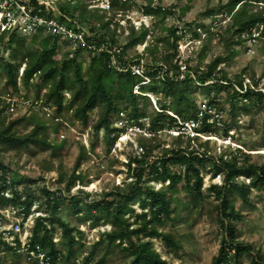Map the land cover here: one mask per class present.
<instances>
[{
  "label": "trees",
  "instance_id": "trees-1",
  "mask_svg": "<svg viewBox=\"0 0 264 264\" xmlns=\"http://www.w3.org/2000/svg\"><path fill=\"white\" fill-rule=\"evenodd\" d=\"M66 1L55 0L56 9L48 0H27L28 7L33 9L31 14L53 18L68 28L82 31L84 45L62 52L60 45L67 46V42L61 43L59 37L43 29H38L31 36L15 32L0 36V48L2 46L3 52L9 56L8 59L0 56V79L3 80L0 97L21 99L19 87L33 91L30 104L36 108L34 103H39L38 108H47L51 112L50 121L56 123L52 128L54 133L58 134L63 126L62 113H70L71 120L89 128L95 140L99 134L102 135L106 152L125 132L124 127L114 126L116 121H125L128 126L136 125L149 134L145 138L154 139L162 132L179 131L186 122L193 120L198 122L196 130L199 135L216 137L218 133L213 131L215 122L212 119L225 110L218 101L221 94H225L230 120L228 125L223 123L225 128L219 134L221 138L232 140L233 135H229L231 124L236 123L235 117L240 113L246 116L252 112L263 113L264 116V87L259 88L253 76L248 78L251 80L249 85L244 84L245 76L242 74L233 80L228 79L218 69L227 57L214 58L205 69L193 71L187 68L185 74L181 73L175 58L176 29L168 30L169 39L156 34L157 20L163 21L174 15L173 6L152 7L149 1L142 10L152 19L151 27H142L139 31L130 28L125 43L121 45L115 38V32L109 30L113 18L103 21L104 9L87 10L81 0ZM106 1L113 14L126 10L127 0ZM258 3H264V0H228L223 6L207 11L205 16H211L213 20V16L219 13L230 15L226 32H231V40L235 38L232 44H241L244 41L242 32H249L260 24L264 27V9H252ZM188 10L189 7L185 6L180 14L184 15ZM151 37L153 46L145 47L142 55L125 60L128 49L143 45ZM194 37H198L195 32ZM172 38L174 41L170 43ZM103 44L108 49L113 46L119 49L116 54L119 65L111 64V55L107 51L97 52ZM159 44H164L171 53H157L155 50ZM88 46H93L94 50ZM82 52L89 57L87 65L80 58ZM143 55L150 57L151 64L145 68L142 66L141 76L132 74L129 66L140 65ZM196 92L205 98L203 109L197 105ZM150 98H154L155 108ZM8 108L9 104L0 100V148H58L47 142V127L33 119L28 121L32 129L17 135L14 129L27 118L16 117L5 124V110ZM171 136L172 143L164 146L157 156L153 153L159 145L138 141L136 155H127L126 162L122 164L126 179L109 191L93 196L81 188L91 183L78 171L87 154L82 145L71 174L66 179L59 175L55 182L57 188L53 191L44 186L35 188L37 180L15 177L0 163V211H12L13 216L20 219L22 228L25 220L38 214L31 217L28 228L29 249L35 250L37 246L51 264H73L77 259L74 247L78 245L79 252L83 249L80 225H87V230L109 227L108 231L98 235L91 250L85 252L81 264H104V255L95 259V252L103 244L107 251L118 248L129 259L127 264H171L167 258L177 257L181 250L180 242L166 231L168 226L177 223L175 194L183 193L186 199L183 206L188 211L200 207L207 196H212L217 202L215 222L222 237L217 255L210 264H243L240 261L242 257H246L247 264H264L263 252L238 241L236 224L240 222L241 215L232 201L236 195L249 205L248 194L251 191L262 193L264 197V163L251 162L250 154L243 153L238 147L228 154L223 152L213 156L209 152L208 139L200 136L187 139L182 134ZM95 149L93 142L89 150L94 152ZM203 175H208L210 180L221 177V183L210 184L204 192ZM156 184L160 187L156 188ZM76 186L79 187L76 193L70 195ZM135 206L138 211H135ZM64 211L66 216L75 218L76 226L63 219ZM7 222L0 213V227ZM55 238L57 241H53ZM153 241L160 243L162 255L154 248ZM16 250L2 241L0 235V255L6 252L22 257Z\"/></svg>",
  "mask_w": 264,
  "mask_h": 264
},
{
  "label": "rangeland",
  "instance_id": "rangeland-1",
  "mask_svg": "<svg viewBox=\"0 0 264 264\" xmlns=\"http://www.w3.org/2000/svg\"><path fill=\"white\" fill-rule=\"evenodd\" d=\"M46 1V0H45ZM55 0H48L53 4ZM65 3L66 0H59ZM151 1V6H161L169 8L173 6L174 15L167 16L163 21L157 20L156 34L162 39H169L168 30L176 29V45H177V64L180 66V71L185 74L187 68L191 70H202L216 57H227V60L220 64V69L228 79L233 80L241 74L245 76L244 84H251L248 78H253L258 82L259 88L264 87V41L258 40L255 43L243 41L241 44H232L235 38H230L231 32H226L228 24H230V15L219 13L212 17L205 16L206 12L210 9H216L223 6L228 0H127L126 10L121 12H110L106 9L105 2H94L92 0H81V3L87 6V10L93 8H104V20L113 18L109 30L115 32V38L118 43L123 45L130 28L134 31H139L142 27L150 28L152 19L145 16L143 13L144 7ZM67 2V1H66ZM55 5V4H53ZM258 5V4H257ZM188 6L189 10L184 15H181V8ZM58 5H55L57 9ZM259 6L253 5V11L257 10ZM102 14V13H101ZM100 14V15H101ZM87 31L86 27H83ZM96 29H99L98 27ZM194 32L198 37H194ZM32 31H26V36H31ZM174 41V38L170 40ZM154 45L153 39L147 38L143 45H137L133 49H128L125 52V60H131L136 55L140 56L144 52L145 47ZM163 45V46H162ZM62 52L68 51L70 48L65 45H60ZM164 48V49H163ZM73 50V49H71ZM157 53L165 51L171 53L164 44H159L155 50ZM0 56L8 59V53L3 52L2 46L0 48ZM81 60L84 65H87L89 57L86 53L80 54ZM189 60L187 63L186 61ZM140 64L145 68L151 64V59L147 55H143ZM23 67V66H22ZM21 67V68H22ZM19 69V75L20 70ZM23 71V70H22ZM21 71V73H22ZM3 80L0 79V91L2 90ZM19 86V84H18ZM21 99H12L10 105H14L13 112L7 114L5 124L14 120L16 117L25 116L27 119L17 126L14 130L17 135L28 133L32 129V124L28 121L34 120L40 122L47 127L46 140L54 148L41 149L36 146H31L28 149L17 148H0V163L9 169V171L18 178H31L36 181L35 188L42 186L53 191L56 187V178L62 175L66 179L72 171L75 160L79 153V147L82 145L87 151L86 157L81 162L78 171L87 176L91 181L87 187H81L84 193L91 196L99 195L102 192L109 191L112 187L120 185L125 179V168L122 166L126 162L127 155H136L138 152V141L142 143H151L159 145L157 150H154L153 155L160 154L164 146L167 147L172 143L171 135H178L176 131L162 132L154 139L145 138L135 132L125 130L124 134L120 135L111 149L106 152L105 142L102 135L99 134L95 140L94 134L89 128L82 127L78 122L71 120L70 113H62L61 118L63 126L60 131L54 133L52 128L56 124L50 121V111L43 108L26 107L25 102H31L34 97L33 91H24L19 87ZM137 92V89L134 90ZM195 98L199 108L203 109L204 96L196 92ZM25 102H24V101ZM219 104H223L224 111L212 119L215 122L213 129L216 137L203 136L202 139H208L209 152L211 155H219L220 153H229L234 147L241 149L243 153L250 154L251 162L264 163V131L263 113L252 112L248 116L240 113L236 119L235 124H231V131L229 135H233L232 140L228 138H221L219 134L222 133L225 125L230 122L227 115L228 106L225 104V94L218 96ZM24 102V103H23ZM150 102L155 108L154 98H150ZM17 105V106H16ZM53 113V112H52ZM93 116V114L91 115ZM94 117V116H93ZM122 121H116L115 127L122 128ZM146 124V121H142ZM209 135V134H208ZM214 135V134H213ZM149 137V136H147ZM197 137V136H196ZM195 137V138H196ZM203 141V140H202ZM96 144L94 152H90L89 148L91 143ZM185 143V142H184ZM60 145V147H59ZM229 147V149L227 148ZM255 149V151H248ZM42 177V178H41ZM41 178V180L39 179ZM39 179V180H38ZM248 181L246 180L245 183ZM221 177H216L213 180L209 179L208 175H203L202 190L205 192L210 184L219 185ZM156 188L160 185L156 184ZM76 186L70 195L75 194ZM207 196V194H206ZM177 199L175 204L178 211L177 223L175 226H168L166 231L180 242L181 250L177 257L167 258L171 264H210L213 257L217 255L220 247V240L222 234L215 222V207L217 202L212 196H207L205 201L200 207L193 210H186L183 206L185 197L183 193H176ZM249 205H246L236 195L232 197L235 210L241 215L240 222L236 224L238 231V241L243 244L251 245L254 249L264 253V197L262 193L251 191L248 194ZM89 200V198H86ZM34 206L31 208V210ZM138 211L137 207H134ZM38 214L31 215L23 223V233L28 230L31 225V217H36ZM67 212L62 213V217L70 225H75V218L66 216ZM8 223L13 224L15 221H20L11 214H7ZM87 225H80L79 229L83 231L81 242L83 249L79 252V246L74 247L75 255L78 260L84 256L85 252L88 253L94 243L98 240V235L103 231H108L109 227L103 226L93 230H87ZM57 241V239H54ZM103 244L95 252V259L104 255V264H127L129 259L124 253H121L118 248H110L108 251ZM154 248L161 253L162 248L158 241H153ZM107 251V252H106ZM106 253V254H105ZM164 257V256H163ZM240 261L247 264L246 257H242ZM0 264H32L29 263L24 257H18L10 253H1Z\"/></svg>",
  "mask_w": 264,
  "mask_h": 264
},
{
  "label": "built area",
  "instance_id": "built-area-1",
  "mask_svg": "<svg viewBox=\"0 0 264 264\" xmlns=\"http://www.w3.org/2000/svg\"><path fill=\"white\" fill-rule=\"evenodd\" d=\"M21 1V2H20ZM107 7V1L103 0ZM101 2V1H100ZM259 8L264 9V3H258ZM100 9H104L100 7ZM33 9L28 7L27 0H0V36L4 33L11 34L15 32L19 35H25L26 31H32L33 33L38 29H43L45 32H50L52 35L59 37L61 43H66L69 48H75L78 45H84V35L80 30H74L72 28H68L64 24L58 23L56 19L53 18H45L37 15L31 14ZM241 38L244 41H249L255 43L258 40L264 41V27L263 25H256L249 32H242ZM72 46V47H71ZM88 49L94 50L93 46H88ZM107 51L111 55V64L119 65V62L116 59V54L119 53V49L116 46H113L111 49H108L106 45H101L97 52ZM129 69L132 74L141 76L143 69L142 65L132 64L129 66ZM23 70V67L20 70ZM0 100L6 101L9 104V108L5 110V114H10L13 112L14 105H10L12 99L8 98V96L0 97ZM24 101V100H23ZM25 102V101H24ZM23 102V103H24ZM24 105L26 107H32L30 102H25ZM17 106V105H16ZM36 108L40 106L39 103H34ZM48 111L47 108H43ZM122 126L125 130H129L130 132H135L137 134H141L145 137L149 136L144 130L140 129L136 125L128 126L125 121H122ZM198 122L196 121H188L186 122L179 131H176L177 134L184 135L187 139H194L196 136H200L197 133ZM202 138V137H201ZM5 196H7L5 194ZM2 215L5 216L8 221L7 214L13 215V212L8 210L0 211ZM8 223V222H7ZM4 223L0 227V235L2 241L7 243L9 246L13 248H17L16 252L24 257L29 263L32 264H51L49 259L45 256L44 253L40 252V249L36 246L35 250L29 249V236L30 233L28 230L23 233L22 227H20V221H15L13 224ZM55 241V240H53ZM19 246V247H18ZM83 258V257H82ZM81 258V260H82ZM81 260L76 259L73 264H81ZM90 264V263H88Z\"/></svg>",
  "mask_w": 264,
  "mask_h": 264
}]
</instances>
